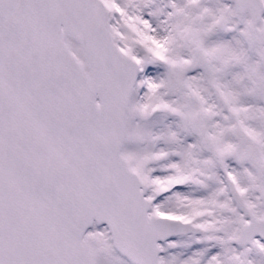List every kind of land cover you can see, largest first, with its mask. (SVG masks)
<instances>
[{
  "label": "snow or ice",
  "instance_id": "6c2138e0",
  "mask_svg": "<svg viewBox=\"0 0 264 264\" xmlns=\"http://www.w3.org/2000/svg\"><path fill=\"white\" fill-rule=\"evenodd\" d=\"M0 264H264V0H0Z\"/></svg>",
  "mask_w": 264,
  "mask_h": 264
}]
</instances>
